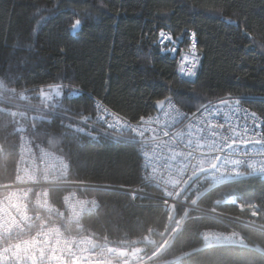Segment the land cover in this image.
Here are the masks:
<instances>
[{
    "label": "trees",
    "instance_id": "16d2710c",
    "mask_svg": "<svg viewBox=\"0 0 264 264\" xmlns=\"http://www.w3.org/2000/svg\"><path fill=\"white\" fill-rule=\"evenodd\" d=\"M75 19L82 24L73 30ZM161 29L195 33V77H177L174 60L159 51ZM262 45L264 0H0V86L25 89L9 100L31 107L24 118L0 111V185L14 178L24 133L69 161V180L108 187L87 191L98 208L83 220L82 232L117 248L147 234L140 242L147 264H264V177L207 189L194 201L200 210L166 211L154 196L118 189L140 183L131 139L104 133L92 140L63 126L68 118L92 122L93 97L132 121L153 114L157 99L171 98L187 112L240 100L264 122ZM56 83L80 91L69 96L72 89L61 87L60 97L45 101L40 89ZM62 192L51 195L57 200ZM206 230L237 232L242 242L204 246Z\"/></svg>",
    "mask_w": 264,
    "mask_h": 264
},
{
    "label": "built area",
    "instance_id": "2783aa9c",
    "mask_svg": "<svg viewBox=\"0 0 264 264\" xmlns=\"http://www.w3.org/2000/svg\"><path fill=\"white\" fill-rule=\"evenodd\" d=\"M164 32L174 37V40L168 42L165 47H176L178 51L175 53L161 51L159 45L160 53L167 54L174 60L177 77L180 80L193 78L180 73L178 66L182 55H188L191 58L190 45L193 39L190 34L194 32L187 30L174 35L169 31ZM159 39L158 34L157 41ZM194 41L198 54L196 36ZM48 85L45 87L48 88ZM52 85L80 91L77 87L67 83ZM23 91L25 89L8 91L0 86V111L9 116L24 118L26 111L31 107L13 104L9 100L10 97ZM225 100L231 99L210 101L194 111L187 112L171 99L172 104L186 115V119L178 124L172 119L174 113L166 115L171 112L167 103L164 105L163 111H155L145 118L149 116L153 118V123L149 127L158 130L161 142L177 139V133L183 134V138L187 140L188 125L194 123L193 113L197 114V119L208 117L209 113H215L210 117V120H204L202 124L195 125L196 127L222 124L224 128L220 131L225 135H230L229 124L236 126L238 130H242L243 126L247 124L250 130L249 135H253L257 131L264 134L262 118L259 128H256L251 123L250 115L246 116V112L250 114L253 111L241 103L239 104L241 111H236L235 100L228 104H222L221 101ZM98 103L101 105L99 109L96 107ZM92 106L94 109L92 122L68 118L63 122V126L92 140H97L98 136L104 133L115 139L126 138L119 135L120 129L107 128V124L112 122L111 117H108L106 122L99 119L105 115L104 108H107L109 112H118L95 97L92 98ZM119 115L125 118L121 114ZM127 121L136 125L139 119L135 121L127 119ZM77 128H82L84 131L77 132ZM165 131L170 135L164 136ZM152 135V133H146L148 139ZM131 140L136 145L139 157L140 183L135 188L118 189L128 191L133 197L136 195L154 196L166 211H169L174 205L189 210H200L194 205V201L207 189L246 175L264 177V173H256L247 163L239 168L228 165H224L223 169L219 165L201 168L197 165L180 169L175 166L183 161L170 160V152L163 144L157 148L153 144L145 143L139 137ZM175 150L185 149L181 145L177 146ZM226 151L219 155L223 157ZM241 151L261 152L264 149H261L260 145H256L253 149L250 144L241 146ZM145 152L148 153L147 158L144 157ZM197 157L199 159V153H197ZM232 158H240V156L233 154ZM193 163H198V160ZM69 172V161L63 155L42 144L33 142L24 133L19 134L14 178L11 182L0 185V264H143L144 249L140 242L149 240L147 234L130 239L123 248H117L103 238L99 239L81 231L83 220L98 208L97 199L87 191L108 187L69 180ZM142 186L154 188L155 192L149 193ZM54 189L63 190L57 200L51 195V191ZM180 224L181 221L178 222V227ZM200 236L204 246L236 245L242 242L241 236L237 232L206 230Z\"/></svg>",
    "mask_w": 264,
    "mask_h": 264
},
{
    "label": "snow or ice",
    "instance_id": "6c2138e0",
    "mask_svg": "<svg viewBox=\"0 0 264 264\" xmlns=\"http://www.w3.org/2000/svg\"><path fill=\"white\" fill-rule=\"evenodd\" d=\"M82 24L81 19H75L70 27L75 30ZM193 42L190 45V56L182 55L181 60L179 62L178 71L185 75L186 77H195L197 75L196 69L200 62V57L196 51V44L194 41L195 33L190 34ZM243 35H249L247 32H244ZM159 45L161 51H168L175 53L178 51L176 47L166 48L165 45L168 42H172L174 37L171 34H166L163 29H161L159 33ZM178 39V38H177ZM264 47V45H262ZM50 91L55 93L56 97H60L62 95L61 86L60 85H48ZM77 90L72 89L69 92V96L73 95ZM40 94L45 97L47 100L51 101L52 96L48 95L44 92V90L40 89ZM230 101L225 100L221 101L222 104H228ZM168 104L170 113L166 115H171L172 119L175 123H181L184 119H186L185 113L181 112L179 108H176L172 102L171 98L165 99H157L155 101V105L159 107L163 111V107L165 104ZM236 111H241L239 108L240 100H236ZM55 107H59V104L54 105ZM96 107L99 109L101 105L98 103ZM105 115L99 117V119L103 121H107L108 117H111V123L107 124V128L120 129L119 135L125 136L128 139L135 140L136 137H139L145 143H150L155 145L157 148L161 147L163 144L164 147L168 149L170 152L169 159L173 161L182 160V163H179L177 168H186L188 166H199L201 168L205 166H217L219 165L221 169H223L224 165L232 166L239 168L245 163L248 164L250 168H253L256 173H264V151L261 152H248L241 151V146L252 145L253 149H255L256 145H260L261 149H264V134L260 132H255L253 135H249V128L247 124H245L242 130H238V128L232 124L228 125V131L230 135L223 134L220 130L224 128L222 124L211 125L209 124L207 127H196L197 124H202L204 120H210V117L215 113H209L208 117H202L197 119V114H192V119L194 123H190L188 125V133L187 140L183 138V134L177 133V139L169 140L167 142L159 141L158 130L153 127H149L153 123V118L151 116L145 118V116L139 117V122L136 125H133L127 121V119L121 117L118 113L109 112L107 108L103 109ZM246 111V110H245ZM250 115L251 123L256 128H259L261 117L257 115L256 112H251L248 114L246 112V116ZM81 119H85V117H81ZM159 123V122H157ZM167 126V125H165ZM77 132H83L84 129L77 128ZM146 133H152L150 139L146 137ZM164 136H169L170 133L165 131L163 133ZM183 146L181 151H176L177 146ZM226 151V154L222 157L219 153ZM197 153H199V159L197 157ZM233 154H237L240 158H232ZM259 156L262 157L260 159H256L254 157ZM144 157H148V153H144ZM198 163H193V161H197ZM219 161V163H218ZM222 178V177H221Z\"/></svg>",
    "mask_w": 264,
    "mask_h": 264
},
{
    "label": "rangeland",
    "instance_id": "374dc122",
    "mask_svg": "<svg viewBox=\"0 0 264 264\" xmlns=\"http://www.w3.org/2000/svg\"><path fill=\"white\" fill-rule=\"evenodd\" d=\"M42 89H44L43 87H42ZM26 91V90H25ZM25 91H23V92H25ZM45 93L46 94H48V95H51L52 97H56L55 96V93L53 92V91H50V90H48V91H45ZM42 96V95H41ZM43 97V96H42ZM43 99L45 100V101H49V100H47L45 97H43ZM143 264H147V261L145 262V263H143Z\"/></svg>",
    "mask_w": 264,
    "mask_h": 264
},
{
    "label": "water",
    "instance_id": "95a60500",
    "mask_svg": "<svg viewBox=\"0 0 264 264\" xmlns=\"http://www.w3.org/2000/svg\"><path fill=\"white\" fill-rule=\"evenodd\" d=\"M164 99H165V98H164ZM154 109H155L156 112L161 110V109H160L159 107H157L156 105H154Z\"/></svg>",
    "mask_w": 264,
    "mask_h": 264
},
{
    "label": "bare ground",
    "instance_id": "6f19581e",
    "mask_svg": "<svg viewBox=\"0 0 264 264\" xmlns=\"http://www.w3.org/2000/svg\"><path fill=\"white\" fill-rule=\"evenodd\" d=\"M194 210V209H193Z\"/></svg>",
    "mask_w": 264,
    "mask_h": 264
}]
</instances>
